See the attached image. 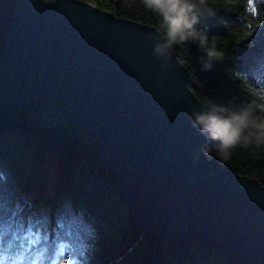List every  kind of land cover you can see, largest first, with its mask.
<instances>
[{
    "label": "water",
    "instance_id": "1",
    "mask_svg": "<svg viewBox=\"0 0 264 264\" xmlns=\"http://www.w3.org/2000/svg\"><path fill=\"white\" fill-rule=\"evenodd\" d=\"M163 38L156 27L84 0H0V128L31 98L66 103L100 146L141 227L171 239L218 240L264 262V237L222 225L243 216L242 200L264 211V185L200 159L208 136L193 113L204 108L175 52L154 53Z\"/></svg>",
    "mask_w": 264,
    "mask_h": 264
},
{
    "label": "trees",
    "instance_id": "2",
    "mask_svg": "<svg viewBox=\"0 0 264 264\" xmlns=\"http://www.w3.org/2000/svg\"><path fill=\"white\" fill-rule=\"evenodd\" d=\"M84 1L165 34L163 18L146 8L144 0ZM207 3L214 14L201 6L197 27L215 36L225 55L211 70L202 71V50L195 42L174 46L191 75V90L204 111L223 105L229 114L251 107L254 115H264V2L254 0L255 11L248 0ZM215 143L210 137L199 142L205 164L264 185V143L256 144L253 137L246 144L242 137L227 159L215 147L211 156L205 155V146ZM50 151L57 169L52 183L45 173ZM118 185L100 146L66 103L38 97L21 105L12 124L0 128V229L6 240L19 237L7 249L6 264H59L60 240H71L83 252L76 257L78 264H264L207 237L153 234L139 225ZM69 227L71 237L66 235ZM39 229L50 239L30 245L29 233Z\"/></svg>",
    "mask_w": 264,
    "mask_h": 264
},
{
    "label": "clouds",
    "instance_id": "3",
    "mask_svg": "<svg viewBox=\"0 0 264 264\" xmlns=\"http://www.w3.org/2000/svg\"><path fill=\"white\" fill-rule=\"evenodd\" d=\"M144 6L163 18L165 34L154 48L155 54L167 58L174 46L192 40L202 50V71L211 70L216 62L223 59L225 53L218 45L217 38L197 27L201 6L210 15L214 14L207 0H144ZM253 112L251 107H244L229 114L223 105H213L207 111L194 112L193 124L216 142L213 146H205V155L211 156L215 147L227 159L229 150L242 137L246 144L251 143L253 137L256 144L264 143V115H254Z\"/></svg>",
    "mask_w": 264,
    "mask_h": 264
},
{
    "label": "rangeland",
    "instance_id": "4",
    "mask_svg": "<svg viewBox=\"0 0 264 264\" xmlns=\"http://www.w3.org/2000/svg\"><path fill=\"white\" fill-rule=\"evenodd\" d=\"M57 169L55 164V158L53 152H47V165L45 173L51 177V183L57 180ZM57 182V181H56ZM50 183V184H51ZM214 193H222L223 189L217 184H208L206 186ZM243 208V216L232 215L229 216L228 222L222 223L224 227L232 232L238 234H248L252 237L263 238L264 237V211L261 207L251 199H245L239 202ZM40 230V229H39ZM41 231V230H40ZM42 235V231H41ZM32 236L30 238L33 239ZM29 240V241H30ZM38 244L34 246L37 247ZM37 250L33 251V254H37ZM116 260V259H115ZM119 259H117L118 261Z\"/></svg>",
    "mask_w": 264,
    "mask_h": 264
},
{
    "label": "snow or ice",
    "instance_id": "5",
    "mask_svg": "<svg viewBox=\"0 0 264 264\" xmlns=\"http://www.w3.org/2000/svg\"><path fill=\"white\" fill-rule=\"evenodd\" d=\"M262 2H264V0H262ZM248 4L252 5L253 10L255 11L254 0H248ZM29 234L34 237L33 239L29 241L30 245L39 244L42 238L45 242H47L50 239V237L47 234H44L42 237L40 230H37L35 232H30ZM66 235L69 237L73 235L72 227L68 228ZM57 238H59V234H57ZM17 239H19V237L13 234V239L6 240L4 230L0 229V264H6L8 260V256L6 254L7 249L11 248L14 244V241ZM46 250L47 249H45V251ZM82 255H83V252L79 251L76 247H74L71 240H60L59 241L57 245V250H56V256L59 258V264H78L76 257L82 256ZM33 264H35V262H33Z\"/></svg>",
    "mask_w": 264,
    "mask_h": 264
},
{
    "label": "bare ground",
    "instance_id": "6",
    "mask_svg": "<svg viewBox=\"0 0 264 264\" xmlns=\"http://www.w3.org/2000/svg\"><path fill=\"white\" fill-rule=\"evenodd\" d=\"M41 263H42V264H47V262H46V261H42Z\"/></svg>",
    "mask_w": 264,
    "mask_h": 264
}]
</instances>
